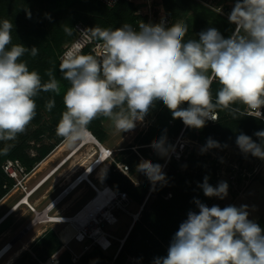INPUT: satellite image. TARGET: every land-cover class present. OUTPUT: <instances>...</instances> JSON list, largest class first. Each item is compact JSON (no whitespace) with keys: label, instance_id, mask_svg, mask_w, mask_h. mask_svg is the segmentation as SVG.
Returning <instances> with one entry per match:
<instances>
[{"label":"clouds","instance_id":"clouds-1","mask_svg":"<svg viewBox=\"0 0 264 264\" xmlns=\"http://www.w3.org/2000/svg\"><path fill=\"white\" fill-rule=\"evenodd\" d=\"M228 19L236 27L227 38L210 27L198 38L186 40L188 26L183 22L166 26L163 21H141L138 28L125 23L115 29H88L89 38L102 43L103 54L67 52L62 57L59 71L70 86L63 95L65 110L56 134L76 143L101 116L117 131L127 132L143 122L157 102L166 106L173 119L197 130L217 121L219 111H227L233 119L264 120V0H236ZM13 27L12 21L0 20V141H14L27 130L41 92H61L51 69L46 82L38 71L29 69L22 58L28 53L35 57L38 48L14 44ZM64 31L71 34L68 27ZM214 81L220 85L215 96ZM54 106V99L45 104L49 111ZM254 135L259 143L241 133L236 145L241 153L264 160V130ZM151 147L161 157L175 151L166 136L154 140ZM220 147L209 137L201 152ZM137 171L153 186L166 183L160 164L141 160ZM199 186L209 198L223 200L228 195L225 181L214 187L206 176ZM194 203L198 213L189 211L167 255L155 258L154 264H264V229L249 219L247 205L209 207L199 199Z\"/></svg>","mask_w":264,"mask_h":264},{"label":"trees","instance_id":"trees-1","mask_svg":"<svg viewBox=\"0 0 264 264\" xmlns=\"http://www.w3.org/2000/svg\"><path fill=\"white\" fill-rule=\"evenodd\" d=\"M162 4L166 13L172 18V24L176 22L187 24L186 40L198 38L197 34L200 33L201 25L205 26L206 22L208 24L212 20L215 28L226 38L234 31V25L229 20L223 19L225 23L222 22L215 13H211L206 8L198 11L193 0H162ZM136 12L135 6L127 0H122L114 8H108L97 0H0V20L8 19L14 25L12 42L21 43L29 49L33 46L38 48V55L35 57L28 53L22 58L27 61L29 69L38 71L45 82L48 80L46 72L51 69L61 85L59 95L41 92L35 98L37 110L32 122L37 125V128L31 133L19 136L17 142L0 147V202L14 184V180L7 177L2 170L4 161L19 160L31 172L36 163L44 160L64 140L56 134V127L65 110L63 95L70 85L63 79L59 65L64 46L74 39V26L82 23L89 29L95 26L115 29L127 23L133 28H138L141 21L146 23V18L138 16ZM65 27L71 29L70 35L64 31ZM219 87L220 85L214 81L211 85L213 96ZM50 99L55 100V106L51 111L45 107ZM183 106L187 107V104ZM240 107L243 110V106ZM150 112L153 113L155 122L146 133L138 135L137 146L151 144L162 136H166L167 143L173 145L174 140L185 129L186 137L198 139L204 143L210 137L221 145L220 148L213 149L223 151L227 147L237 146L236 138L241 133L259 143L254 133L264 130L263 120L252 116L233 119L227 111H219L217 122L208 121L206 126L199 130L187 128L182 120L173 119L171 112L162 102H157ZM44 114L48 117L47 121H44ZM105 119L102 116L98 117L88 125V130L100 143L106 136L103 129ZM47 133L49 138L56 139L55 143L43 144L39 147L30 145V142L35 144L40 142ZM5 147L8 149L6 152L3 151ZM33 148L37 151L35 157H31L28 153ZM132 148L129 146L128 149L121 151L116 160L127 164L131 175H135L141 159ZM150 151L149 147H140L138 152L153 163L160 164L163 170L168 157H161L156 151L150 155ZM194 155L195 153L191 154L181 162L171 159L163 170L166 183H157L155 186L143 173L138 186H135L129 178L115 172L114 166L107 170L104 177L107 186L116 192H126L139 206L145 204L139 220L132 226L115 260L114 253L119 243L115 244V252L110 253L94 247L75 263L72 260V254L67 249H62L63 244L58 236L60 229H50L32 244L35 256L29 251H24L13 264H41L57 252V264H136L129 263L130 258H135L141 264H154L155 258L167 255L170 242L178 231L179 225L187 219L189 211L198 213L199 210L194 208L192 201L199 191V185L204 182L206 176L215 175L217 172V166L214 163L208 164L206 159L199 161L201 158L196 160ZM252 158L261 161L259 158L253 156ZM186 165L194 167L197 173L193 175V173L183 172L182 168ZM168 195L171 196L167 197Z\"/></svg>","mask_w":264,"mask_h":264},{"label":"rangeland","instance_id":"rangeland-1","mask_svg":"<svg viewBox=\"0 0 264 264\" xmlns=\"http://www.w3.org/2000/svg\"><path fill=\"white\" fill-rule=\"evenodd\" d=\"M195 2V6L197 10H201L203 8L208 9L211 13H215L217 18L220 19L222 22L225 23V18L223 15L219 14L216 10L213 8L215 6H229L232 7L235 4V0H193ZM213 7V8H212ZM196 10V11H197ZM163 11L166 13L164 7ZM167 14V13H166ZM213 15V14H212ZM216 18V19H217ZM228 20V19H227ZM227 25L230 26L229 22H227ZM210 27L215 28L214 21L206 22L205 26L201 25V31H204ZM235 28V27H234ZM226 38V37H225ZM69 43H67L64 46L63 52L65 48L67 47ZM62 52V53H63ZM264 111V109H263ZM155 116V115H154ZM153 113L150 112L146 115L143 122H137V125L135 129L127 131V132H119L117 131L114 126L112 125V122L109 119H105L103 122V129L106 133V136L102 142V144L109 150L113 151V157L119 156V153L125 149H128L129 146H132L136 151H139V148L142 146H137L136 138L141 133H146L150 126L155 122V118L153 117ZM48 117L46 114H44V121H47ZM264 121V120H263ZM37 128V125H35L32 121L28 125L27 130L23 134H28L33 132ZM20 134L17 136V138L14 141H0V147L3 145H11L18 141L19 136L23 135ZM48 133L41 138L40 142H30V145H35L36 147H39L43 144H52L56 142L55 138H49ZM65 142L63 140L61 143H59L55 149L44 159H50L51 155L56 153L58 148ZM198 143L201 142L200 140L197 141ZM83 143V142H82ZM81 141H78L73 144H67L65 148L59 152V154L51 159V161L47 165H43V161H40L35 164L34 168L32 169L31 173L33 175L31 178L25 179L24 186L34 187L40 180H42L48 173L51 174L55 169L58 168L60 163L67 160L80 146ZM152 144V143H151ZM151 144H148L151 146ZM145 145L144 147L148 148ZM198 146V145H196ZM91 145H86L83 147L72 159H70L55 175H53L48 181L44 183V186L41 189H38L33 196L29 199L30 204H32L34 207H37L42 209L45 207L50 201L61 191V187L54 188V185L61 181V185L68 181H73L76 177V174H80L81 171H83L88 165L91 164V162H94L93 165L97 164L96 160L101 158V154L96 155L93 158H90L91 153ZM132 148V149H133ZM98 149V147H97ZM150 155L155 152V150L152 147H149ZM195 150V159L199 161H203L204 157L203 154H200V151L198 147H196ZM135 151V150H134ZM222 151V150H221ZM29 155L31 157H35L37 155V151L33 148L28 151ZM137 154V152H136ZM140 154V153H139ZM142 156V154H140ZM220 157V163L217 166V172L215 175H208V183L212 186H217L219 182L225 181L228 183V173H222V171L230 170V166H237L239 164L241 167L246 166L249 169H257V174L253 179H251L247 187L245 186V189L241 193H237L234 191L231 186L229 185L228 188V195L223 200L216 198V197H206L203 193L202 188H199V191L196 193V195L193 198V206L195 209L199 210L194 203L195 199H199L202 203L206 204L207 206L211 207L213 205H218L221 208L226 207L228 205H234L237 207H240L241 205H247L248 211H249V219H252L256 221L262 229H264V160L256 161L252 158L251 154L245 155L241 153L239 148L237 146H230L227 147L225 150H223V154ZM145 160H149L148 158L142 156ZM139 158L143 160L140 156ZM11 160V159H7ZM6 160V161H7ZM4 161V162H6ZM86 166L83 167V165ZM103 162V161H102ZM111 162V159L106 160L103 164L99 165L95 169H93L89 176H85L86 178L82 182L81 185H79L75 190H73L70 195L62 201L61 204H59L54 212L60 211V213H66L68 215L75 214L78 210H80L89 200L96 197L97 192L96 189H94L93 186H96L98 189H102L107 184L104 181L105 173L108 170L109 163ZM82 166V167H81ZM80 167V169H79ZM164 168V165H163ZM183 172L187 173H193L195 175L197 171L194 167L190 166H184ZM73 171H77L76 174L73 173ZM102 171V172H101ZM104 171V172H103ZM99 172H101V176L98 177ZM218 174L220 178L218 177ZM142 173L138 172L135 175H132L134 180L138 183L139 179L141 178ZM67 181V182H66ZM99 186V187H97ZM54 189V190H53ZM25 196V193L23 191L22 187L16 188L13 192L8 193L6 197H4L0 202V221L4 220V222L0 225V249L9 241L11 240L20 230L22 231L25 226L28 225V223L33 219V213L31 212V209L26 206L22 205L21 207H18L20 205V201ZM171 195H168L167 197H170ZM149 198V196H148ZM73 200V202H72ZM75 205V206H74ZM17 208V209H16ZM140 206L132 202V204L129 207V212L131 214H127L124 211L120 210V208L114 209L115 213L119 217V223L116 226H106V231L109 233L123 238L126 236L130 230L131 227L134 224V218L133 215H138ZM46 225H38L33 230L28 232V234L24 237V239L13 249L10 250V252L0 261V264H5L10 257L18 251L25 243H30V249L29 251L32 255L35 256V253L32 251V244L38 239L39 234L41 233L42 229ZM49 230H59L63 227V224H48L47 225ZM46 226V227H47ZM53 227V228H51ZM35 239V240H34ZM34 240V241H33ZM82 244L79 243H72L70 245V250L68 251L72 254L74 253H80L83 250ZM116 246V245H115ZM67 249V248H66ZM22 255V254H21ZM20 255V256H21ZM135 259V258H134ZM129 263H132L131 260H129ZM137 264V263H136ZM138 264H141L138 261Z\"/></svg>","mask_w":264,"mask_h":264},{"label":"built area","instance_id":"built-area-1","mask_svg":"<svg viewBox=\"0 0 264 264\" xmlns=\"http://www.w3.org/2000/svg\"><path fill=\"white\" fill-rule=\"evenodd\" d=\"M97 1L108 8H114L122 0H97ZM127 1L132 3L135 6V8L137 9L136 14L138 16H142L146 18V23L155 24V23H160L161 21H163L166 26L172 24V18L163 11L162 0H127ZM232 8L233 6L229 7V6L221 5V6H215L213 9L228 19V15L231 12ZM234 27L236 26L234 25ZM88 29L89 28L86 27L82 23H78L74 26V33H75L74 39L72 42H70L67 45L64 52L61 54L60 61L62 57L64 56V54L67 52L93 54L98 57L103 54L102 43L95 41V40H91L89 38L90 33ZM234 31H235V28H234ZM217 121H211V122L215 123ZM197 141L198 139H190L186 137L185 129H184L181 132V134L174 140L173 146L175 147V151L170 153L169 157L166 159L163 170L168 166L169 161L171 159L177 162H181L183 159H186L188 156L195 153L196 152L195 150H197L195 149L196 147H198L200 154L205 155L204 159L208 161V164L214 163L216 166H218L220 163V160H221L220 157L222 156L221 154H223V151L209 149L207 152L202 153L201 148L204 147L206 143L202 142L201 140H200L201 142L199 143ZM147 147H151V146L148 145ZM133 150L137 152L138 156H140L143 160H145L139 154V152L136 151V149L133 148ZM106 151H107L106 156L102 161L104 163L106 160L111 159V162L109 163V166H108V170L112 166H114L115 172H118L122 174L123 176L129 178L130 181L135 186H138V183L134 180V178L131 175L130 167L125 163L118 162L115 159V157H113L112 150L107 149ZM102 161H100V157H99V159L96 160V163H98L99 165ZM90 169H91V166L89 167L87 166L83 171H81L80 174H76V177L74 178L73 181H68V182L66 181L67 183L64 182L62 185H61L62 183L61 181L56 183V185H54V188L61 187V191L50 201V203H48L42 209L39 210V208L34 207L32 204H27L26 206H28L31 209V212L33 213V219L28 223L27 226L24 227L22 231H20V232H23L27 229H30L29 230L30 232L38 225L47 226L48 224L50 225L63 224V227L58 232V236L63 244L62 249L67 248V250L68 249L70 250V245L74 242L84 245L83 250L80 253L72 252V260L75 263L78 262L85 253L89 252L94 247L99 248L105 253H110V252H115V244L119 243V246L116 252L114 253V260H115L121 248L123 247L126 237L128 235L127 234L123 238L117 237L109 233L105 229L106 226L113 227L119 223V217L114 211L115 207L120 208V210L124 211L127 214H131L129 212V207L133 202L126 192H116L111 188L113 190L112 197L109 199L106 206L100 210V214L99 215L85 214V216H83L79 221H76L77 230L75 231V234L72 236L71 240H69L68 243H66L62 239L61 233L70 224L71 220L77 218L87 208L88 205H90L94 200H96L100 196V191L98 190V188H96V186H93L97 192L96 197L94 199L89 200L75 214L68 215V214L63 213V211L62 213H60V211L54 212L56 207L59 204H61L62 201L66 199L73 190H75L79 185L82 184V182L86 178L85 177L86 174L89 173ZM229 169L230 170L228 171L226 170V172L222 171V173H228V177H227L229 179L228 184L237 193H241L243 189H245V186L247 187V185L250 183L249 181L253 179L255 175L257 174L256 168L251 170L246 166L241 167L239 164H237V166H230ZM2 170L7 175V177L14 180V184L9 189L8 193L13 192L16 188H19V187L23 188L25 196H23L20 202H22L24 198H28L29 200L31 196H33V194L38 189H41L44 186L45 181L51 175L48 173L34 187L30 188L29 186H24L23 182L25 181V179H28L29 177L31 178V176L33 175L35 171H33L32 173L29 172L27 168L19 160H7L6 162L2 164ZM89 174L87 176H89ZM218 177L220 178L219 174H218ZM5 188H7V186H5ZM105 190H103L102 192H104ZM144 205L140 206L138 215L136 216L133 215L134 223L137 220H139ZM64 220H66V222ZM46 226L42 229V231H40L41 233H38L39 236L44 235L49 230L50 227L48 228V226L47 227ZM15 238H13L5 247L9 246ZM57 254L58 252L55 253L52 257H50L46 262L53 260L57 264ZM130 260L132 261V263L138 264V260L134 258H130ZM41 264L43 263L41 262Z\"/></svg>","mask_w":264,"mask_h":264},{"label":"bare ground","instance_id":"bare-ground-1","mask_svg":"<svg viewBox=\"0 0 264 264\" xmlns=\"http://www.w3.org/2000/svg\"><path fill=\"white\" fill-rule=\"evenodd\" d=\"M83 142V143H82ZM81 146L65 161H63L57 169H55L51 175L48 177V179L46 181H48L53 175H55L70 159H72L83 147H85L86 145H91V153H90V158L95 157L96 155L101 154V158L100 161H102L105 156H106V150L107 148L98 141V139L88 130V134L85 136V138L83 140H81ZM69 144L68 142H64L57 151L61 152L65 146ZM98 147V149H97ZM52 154L50 157V159H46L43 161V165H47L51 159L55 158L59 152H57ZM95 162V161H94ZM94 162H91L89 166H91V169L89 171V173L95 169L98 166V163L93 165ZM88 162L85 163L84 166H86ZM82 167V166H81ZM80 169V167H79ZM102 172V171H101ZM101 172H99L98 177L101 176ZM104 172V171H103ZM74 174L77 173V171H73ZM88 173V174H89ZM86 174V176L88 175ZM45 181V182H46ZM106 189V190H105ZM100 191V196L94 200L90 205L87 206V208L75 219L71 220L70 224L62 231L61 233V237L62 239L68 243L69 240H71L72 236L75 234V231L77 230V223L76 221H79L83 216H85V214L89 215H99L100 214V210L106 206L107 202L109 201V199L112 197V192L113 190L109 187L106 186L102 189H98ZM103 190H105L104 192H102ZM95 198V197H94ZM92 198V199H94ZM30 204L28 198H24V200L20 203V205L18 207H21L22 205H27ZM17 209V208H16ZM6 218H4L3 220L0 221V225L4 222ZM66 222V220H64ZM30 229H27L23 232H18L13 238H15L13 240V242L5 247L11 240H9L1 249H0V261L10 252L11 249H13L14 247H16L23 239L24 237L28 234ZM40 237V236H39ZM35 240V239H34ZM33 240V241H34ZM13 245V246H12ZM5 247V248H4ZM4 248V249H3ZM30 249V243H25L20 249H18V251H16L11 257L10 259L5 263V264H13L16 259H18L20 257V255L22 253H24V251H27ZM43 264H56V262H54L53 260H50L48 262H43Z\"/></svg>","mask_w":264,"mask_h":264},{"label":"crops","instance_id":"crops-1","mask_svg":"<svg viewBox=\"0 0 264 264\" xmlns=\"http://www.w3.org/2000/svg\"><path fill=\"white\" fill-rule=\"evenodd\" d=\"M232 1H234V0H232ZM236 1V0H235ZM97 187H99V186H97ZM100 188V187H99ZM72 202H73V200H72ZM75 206V205H74ZM66 214V213H65Z\"/></svg>","mask_w":264,"mask_h":264}]
</instances>
